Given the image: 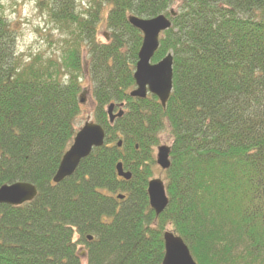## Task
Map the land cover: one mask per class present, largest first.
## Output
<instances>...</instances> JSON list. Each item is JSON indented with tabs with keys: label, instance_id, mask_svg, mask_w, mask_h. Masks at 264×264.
Returning a JSON list of instances; mask_svg holds the SVG:
<instances>
[{
	"label": "trees",
	"instance_id": "1",
	"mask_svg": "<svg viewBox=\"0 0 264 264\" xmlns=\"http://www.w3.org/2000/svg\"><path fill=\"white\" fill-rule=\"evenodd\" d=\"M76 1L50 6L73 37L51 57L20 54L0 16V188L38 192L31 203L0 205V264H162L166 231L197 264H264V0H94L92 15ZM161 15L172 20L153 59L173 55L166 107L130 96L143 35L128 17ZM103 22L106 43L97 38ZM84 83L105 146L56 184L80 130ZM111 104L124 105L113 125ZM164 132L170 203L157 217L148 184Z\"/></svg>",
	"mask_w": 264,
	"mask_h": 264
},
{
	"label": "water",
	"instance_id": "2",
	"mask_svg": "<svg viewBox=\"0 0 264 264\" xmlns=\"http://www.w3.org/2000/svg\"><path fill=\"white\" fill-rule=\"evenodd\" d=\"M129 24L141 31L144 36L134 75L136 89L130 95L133 98L144 100L148 94H151L156 96L165 107L173 91V56L168 55L157 65H152L151 61L160 47L161 34L172 27V22L162 15L151 20L130 17ZM80 102L81 104L85 103L84 95L81 96ZM113 112L114 106L112 105L108 110L111 124L123 116L122 111L117 116H114ZM105 138V131L100 125L87 122L80 129L73 145L63 157L54 177V183L60 184L74 176L81 162L87 159L94 149L104 146ZM118 147H122V142L118 144ZM170 154V147L158 148L157 165L163 171H167L171 167ZM117 173L120 178L126 181H130L132 178L131 173L124 171L122 164L117 166ZM37 195L36 187L29 183L5 185L0 188V205L22 206L34 201ZM148 196L151 209L159 217L169 206V198L161 179H154L149 182ZM119 199L122 200L123 196H119ZM164 242L165 257L162 264H197L182 238L167 231L164 234Z\"/></svg>",
	"mask_w": 264,
	"mask_h": 264
},
{
	"label": "rangeland",
	"instance_id": "3",
	"mask_svg": "<svg viewBox=\"0 0 264 264\" xmlns=\"http://www.w3.org/2000/svg\"><path fill=\"white\" fill-rule=\"evenodd\" d=\"M54 0H3L0 16L5 18L12 30L16 32L17 50L20 54L29 56L45 52L48 57L61 55L66 43L72 42L69 30L63 24L58 23L50 12V6ZM95 5L94 0H77L76 6L80 12L88 15L94 14L90 8ZM89 7V8H88ZM170 10L175 11V8ZM108 11L104 12L107 16ZM106 19V17H104ZM97 38L99 41L106 43L110 39V33L106 25L101 23L98 26ZM31 57V56H29ZM28 57V58H29ZM90 83H84L82 94H85L84 112L78 121L81 129L87 121H94V105L91 103ZM172 144L169 135L164 132L160 137V146L170 147ZM157 154V149L155 157ZM156 179L165 182V174L159 168L155 170ZM87 264V260H83Z\"/></svg>",
	"mask_w": 264,
	"mask_h": 264
}]
</instances>
